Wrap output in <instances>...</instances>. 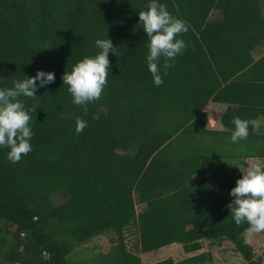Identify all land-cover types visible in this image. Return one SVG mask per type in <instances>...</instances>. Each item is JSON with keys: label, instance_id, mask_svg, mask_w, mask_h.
<instances>
[{"label": "trees", "instance_id": "16d2710c", "mask_svg": "<svg viewBox=\"0 0 264 264\" xmlns=\"http://www.w3.org/2000/svg\"><path fill=\"white\" fill-rule=\"evenodd\" d=\"M161 2L188 31L179 34L185 49L156 86L138 16L148 0H0V87L37 69L55 73L38 96L21 97L36 109L32 150L13 163L0 146V264H71L77 246L107 234L115 239L100 264H143L128 247L133 227L144 254L175 243L196 253L204 240L230 241L246 264H263L243 231L247 223L235 224L226 205L241 175L236 167L249 157L264 160L257 124L246 138L229 139L234 116L264 118V55L253 56L264 43V0ZM106 36L118 54L109 53L108 83L85 113L62 75ZM211 101L229 106L224 132L206 129ZM77 116L88 121L79 133ZM227 147L241 156L225 157ZM208 174L218 182L201 178Z\"/></svg>", "mask_w": 264, "mask_h": 264}, {"label": "clouds", "instance_id": "9594fccd", "mask_svg": "<svg viewBox=\"0 0 264 264\" xmlns=\"http://www.w3.org/2000/svg\"><path fill=\"white\" fill-rule=\"evenodd\" d=\"M138 16L139 24H142L148 37L147 68L153 83L159 86L164 83L163 76L167 75L168 68L174 65L175 58L186 47V41L179 34L188 31V24L183 18L173 15L161 0H148L147 8L139 11ZM94 44L98 49L95 54L83 56L62 75L72 103L84 106L85 113L87 104L99 99L108 83L109 53L118 54V47L108 36L97 37ZM162 57L163 73L160 67ZM54 81L53 71L37 69L35 75L13 80L11 87H0V146L8 147L6 155L13 163L19 161L22 155H27L33 147L30 114L36 109L26 106L21 97H36L38 88ZM93 119H99V113H94ZM87 123V120L77 116L76 132H81ZM233 123L235 127L229 139L238 142L248 136L249 125L255 126L257 121L234 116ZM238 168L241 175L229 190L232 199L226 207L235 224L247 223L244 233L264 232V164L242 163Z\"/></svg>", "mask_w": 264, "mask_h": 264}, {"label": "rangeland", "instance_id": "374dc122", "mask_svg": "<svg viewBox=\"0 0 264 264\" xmlns=\"http://www.w3.org/2000/svg\"><path fill=\"white\" fill-rule=\"evenodd\" d=\"M262 53H264V51L258 54L260 55ZM257 57L258 55H256V58ZM252 163L263 164L262 161H252ZM201 178H207V176H201ZM211 181L218 182V180L214 179ZM57 201L62 200L58 199ZM137 210L138 213H142L146 210V206L137 201ZM113 238L115 239L114 235L112 234L102 235L95 237L86 244L77 246L73 253L69 256V261L71 262V264H100L98 256L101 253H107L111 249L113 245ZM247 239L256 250L257 255H261L264 257V232L251 235L248 234ZM137 242V230L134 227L130 228L129 230H127L128 247L131 251L142 257L143 264H147L148 262H150L151 264L160 262L170 257L174 258L176 261H180L182 259H185L186 257L191 256V254H188L184 251L181 244L174 248L172 254H168L172 251L170 250V247L163 248L156 252L143 254L137 248ZM202 252L206 253L207 255L204 264H246L245 260L238 252H236L233 243L230 241H225L222 245H218L216 243L204 240L203 249L198 253Z\"/></svg>", "mask_w": 264, "mask_h": 264}, {"label": "crops", "instance_id": "0c3cea01", "mask_svg": "<svg viewBox=\"0 0 264 264\" xmlns=\"http://www.w3.org/2000/svg\"><path fill=\"white\" fill-rule=\"evenodd\" d=\"M264 51V43L261 44L258 48H256L253 52V56L254 58L257 60L259 58H261L264 53L262 54H258L260 52H263ZM256 55H258V57L256 58ZM228 105L225 104V103H217V102H209L207 108H206V113H207V116H208V122H207V125H206V129H208L209 131H217V132H224L226 131V128H224L223 124H222V116L224 115V113L226 112V110L228 109ZM257 132L259 134H264V118H261L259 119L258 123H257ZM222 151V150H221ZM225 153V157H231V158H235V157H240L241 156V149L240 148H235V149H232V148H223V151ZM252 161H262V163L264 164V160L262 158H254V157H249L246 161H245V164H251ZM239 166L236 167V169L238 168ZM233 168H235V166H233ZM239 169V168H238ZM210 174L206 175L207 178L209 180H213L214 178H211V177H208ZM200 179V177L198 178ZM216 180V179H214ZM221 180V179H220ZM144 205V204H143ZM248 235V234H247ZM180 244L178 243H175V244H172L170 246H167V247H170V250H172L171 252H169L168 254H172L174 248H176L177 246H179ZM182 246V245H181ZM166 248V247H164ZM163 249V248H162ZM161 250V249H160ZM255 253H256V250L254 249ZM200 252V251H198ZM196 252V253H198ZM196 253H189L191 254V256L195 255ZM203 253V252H202ZM144 254V253H143ZM257 254V253H256ZM189 256V257H191ZM142 258V257H141ZM172 258V257H170ZM187 258V257H186ZM174 259V258H173ZM175 260V259H174ZM184 260V259H182ZM143 261V260H142ZM176 261V260H175ZM181 261V260H180ZM147 264H151L150 262H148Z\"/></svg>", "mask_w": 264, "mask_h": 264}]
</instances>
